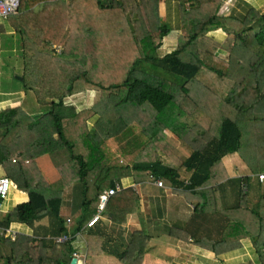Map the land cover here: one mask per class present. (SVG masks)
Segmentation results:
<instances>
[{
  "label": "trees",
  "instance_id": "obj_1",
  "mask_svg": "<svg viewBox=\"0 0 264 264\" xmlns=\"http://www.w3.org/2000/svg\"><path fill=\"white\" fill-rule=\"evenodd\" d=\"M64 1L21 0L19 13L24 15L5 19L14 25L27 20L41 3L45 5L42 12L49 10L50 15L36 28L37 40L30 45L31 34L22 25L19 28L27 48L19 56L23 66L16 79L27 93L34 92L38 107L34 112L22 106L0 110L3 174L28 194V200L8 211L0 226L13 222L32 226L47 218L50 237L39 239L33 247L34 239L26 235L17 234L15 240L0 236L11 251L0 258V264H13L24 246L36 253L31 251L21 264H69L74 253L71 245L54 240L68 233V218L61 214L66 190L72 188V207L83 213L80 229L99 209L104 192L128 177L135 183L161 179L196 191L204 202L205 194L209 201L220 199L223 188L232 183L237 192L232 210L243 204L244 213L229 216L225 211L230 218L221 240L212 241L213 250L232 251L241 239L251 238L259 263L264 264L263 205L244 203L250 189L263 184L259 174L264 172L255 184L253 174L232 178L218 165L240 149L244 113L264 107V13L249 17L245 10L256 12L247 4L238 17L221 15L225 0H180L178 45L159 55L171 31L160 16V0H97L98 13L90 10L87 1L80 12L79 7L76 12L70 10L75 0ZM66 9L70 13L61 20ZM111 11H116V17ZM219 29L227 33L225 41L209 37ZM55 45L62 46V53ZM220 51L228 52V62L219 56ZM244 69L247 72L238 75ZM92 90L99 93V99L88 108L79 109L67 100ZM205 108L210 114L202 118ZM201 124L209 127V141L196 148L193 143L204 131ZM44 159L57 172L50 180L40 168ZM139 200V194L126 187L108 198L102 213L125 221ZM101 217L88 227H95ZM48 243L54 249L63 248L62 254L43 252Z\"/></svg>",
  "mask_w": 264,
  "mask_h": 264
},
{
  "label": "crops",
  "instance_id": "obj_2",
  "mask_svg": "<svg viewBox=\"0 0 264 264\" xmlns=\"http://www.w3.org/2000/svg\"><path fill=\"white\" fill-rule=\"evenodd\" d=\"M245 1L247 3L242 4V2ZM249 3V0H225L220 8V14H232L238 17L240 13L244 11V6H247ZM43 4L44 3H41L36 6L40 8L44 6V9L45 5ZM89 5L92 7L93 13L99 12L97 5L91 6L90 3ZM225 5L231 6V10L227 14L224 13ZM250 5L252 4L250 3ZM84 6L83 2L78 12H80L81 9L84 10ZM35 7L33 9L34 14L29 13L27 20L21 19L19 20L20 22L15 25L11 23L9 24V29L0 22V27L2 28L0 35L3 32L4 34L12 33V35L14 34L17 36L19 35V28H21V25L28 30V34H31L30 29L36 31V28L42 26V20H44L45 24V21L48 19H41L42 11L39 10V12H36ZM241 8L243 11L240 10ZM251 8H253L256 13L255 15H252L254 14L253 11L249 13L250 8L245 10V14L248 12L247 15L249 17H259L264 13L262 11L264 7H254L253 5ZM159 11L162 20L170 26L171 30L173 29L175 32L181 33L180 0H160ZM28 12L30 11H27V13ZM16 15L23 16L24 13L22 12ZM0 20L4 21L5 19ZM35 37L36 32L32 33V36L27 39L29 45L37 40ZM209 37H212V32L209 34ZM14 40L15 44L17 43V48L18 46H20L22 50L27 48L22 38L20 39L19 37L17 41L16 39ZM1 50L0 44V53L3 60ZM15 51L16 49L13 50V52ZM16 95V93H12L11 97L2 95L4 97H2L1 101L3 100V102H6L8 100L10 103H8L7 106H3L4 108H0V110L21 106L22 97L20 96V98H18ZM203 133L204 131L198 133L199 139L193 143L196 148H202L209 141L208 132L202 136L201 134ZM40 168L43 171L44 167L42 163ZM48 169L51 171V176L48 177L53 178L57 176L56 169L52 164L51 166L50 164L47 165L46 170ZM260 172L261 171L253 173L251 171L250 174H246L243 172L239 173L238 171L232 173L227 171L229 177L232 178L253 174L252 176L255 179V184H257V175ZM0 175H4L1 163ZM259 181L264 182L260 179ZM132 182L134 183L132 178L128 177L122 179L120 184L123 186V189L131 186L139 194L140 200L137 208L132 213L128 214L125 221L113 220L108 214L103 215V213H101V220L92 228L87 226V222L98 210L89 216L90 218L85 220L86 222L80 229H77L83 213L81 211H75V208L72 207V188L66 190V203L62 208L61 214L65 218H71V221L67 222V234L70 235V241L69 243H59L71 245L74 252L72 258L76 257L74 254L77 253L78 258L83 259L84 264H245L249 261L260 264L259 254L251 238L241 239L240 246L228 252L221 251L220 253H215L210 245H207V240L210 242H212V240H221V231L226 225L229 217H227L225 213L227 209L229 210L230 206L227 203L231 200V197L235 199L237 203V192L234 190V185L232 183H228L227 186H225L226 190L223 188L220 199L217 198V200L215 199L216 201H209L208 198L210 196L205 194L206 201L203 203L201 200L203 197L199 195V193H196V191L177 188L167 183H164V186H158L152 180L135 184ZM15 188H17V185ZM256 189L258 188L255 187V190ZM255 190L253 191L254 194ZM19 193L24 195V197H22L18 203L28 200L27 192L19 190ZM236 203H232V207H236ZM11 209L5 208L6 213L2 214L1 218H5L7 212ZM23 225L25 228L22 227ZM9 227L17 231L18 235L22 234L34 239V241L30 243L33 247L38 244L39 239L50 237L49 220L47 218L35 222L32 226L13 222ZM4 244L5 243L0 242V258L9 256L11 252L9 248H5L6 244ZM221 247L223 246H220V248ZM31 251L33 250L24 246V252H17L18 260L14 258L13 264H21L25 259H28L31 255ZM43 252L51 256L57 254L61 255L63 248L60 249L59 247H55L54 249L51 247L50 243H48ZM33 253H36V250L33 251ZM28 262L29 261H27V263Z\"/></svg>",
  "mask_w": 264,
  "mask_h": 264
},
{
  "label": "rangeland",
  "instance_id": "obj_3",
  "mask_svg": "<svg viewBox=\"0 0 264 264\" xmlns=\"http://www.w3.org/2000/svg\"><path fill=\"white\" fill-rule=\"evenodd\" d=\"M65 1L64 2L67 3L69 0H65ZM84 1H87L88 3H90L91 6L92 5L95 6L97 0H75V4H72L73 7L71 9L70 8H68V9L72 10L73 12H76V8L80 7V5ZM249 2L252 4L250 6L254 5V7L255 6L256 7H264V0H249ZM102 3H105V1L102 0ZM246 3H247L246 1L242 2V4H246ZM43 7L44 6H41V8H40L39 6H36L35 11L36 12H39V10L42 11ZM224 7H225L224 13L227 14L228 12H230V10H231L230 5H227V6L225 5ZM90 10L92 11V7H90ZM240 10L243 11L242 8ZM262 11L264 12V9ZM48 13H49V10L43 11L42 15H41V19H49L50 15ZM69 13H70L69 10L66 9V14L64 12L61 15L60 19L63 20V18H65V16H68ZM109 13H110V11L101 13V15H107ZM111 13H113L114 16L116 15V11H111ZM113 21H114V19L111 22L112 24H113ZM0 22L3 23V25L7 29L10 28V26H9L10 23L8 21L0 20ZM41 22L43 25L44 20H42ZM109 28L110 27H108V25H107V30ZM30 31H31V36H32V33L36 32L35 30H32V29H30ZM108 31H111V30H108ZM226 35H227V33L221 29H219L218 31L212 32V37L219 40V42L225 41ZM19 37H20V35L15 36L14 34L12 35V33H7V34H4L3 32L1 33V43L0 44H1V49H2L1 52L3 54V60L0 62V101H1L2 97L6 96V95L11 97L12 93H16L17 94L16 96L18 98H20V96L22 97L21 106L24 109H26V111L34 112L37 110V107H38L37 103H36V98H35L34 92L30 91V92L26 93L25 88L22 84L23 82L21 80L16 79V78L21 77L20 75L22 73V67H21L22 61L20 62L19 56H22L23 50L20 48V46H18V48H17V43L15 44V40H14V39H16V41H17L19 39ZM36 37H38V36H36ZM106 39L107 40L103 41V46L110 41V37L106 38ZM179 39H180V33L175 32L172 29L170 31V33L165 36L163 45L158 49V54L164 55V54L172 51L173 49H175L176 46L178 45ZM59 46L60 45H58L57 47H59ZM15 49H16V51L13 52V50H15ZM61 49H63L62 46H61ZM30 53L31 52H28L29 56H30ZM219 56L222 57L225 60V62L229 61L228 52L220 51ZM243 71H239L238 75L241 74L243 76L244 73L247 72L246 69H244ZM66 75H68V73H66ZM2 95H4V96H2ZM98 99H99V93L96 92L95 90H92V91H87V92H80L74 96L69 97L67 100H68V102L75 104L79 109H84V108L90 107ZM202 100H204L206 103H208V99L206 97L202 98ZM236 100H237V98H236ZM8 103H10L8 100L6 102H3V100H2L0 102V108H4L3 106H7ZM198 114H200V113H198ZM209 114H210L209 110L207 108H205L203 111V114H200V115L202 118H206V117H208ZM244 114H245L244 118L240 121V123H241L240 125H241V127H243L242 128L243 137L241 140L240 149L237 152L232 153V155H228L227 157H225L223 159L222 163L218 164V165H221V169H226L230 173L236 172V171H238L239 173L243 172L246 174H250L251 171H256V172L261 171L262 172V171H264V120H262L263 119L262 116L264 115V107L260 105L256 109L250 110L249 113H247V114L244 113ZM199 126L204 128L203 129L204 133L201 134L202 136H204L209 131V127L207 124H205V125L201 124ZM168 135H169V137L174 139V136L170 132L168 133ZM188 152H189L188 150H185L184 154H188ZM41 163L43 164V167H44L43 173L47 177L51 176V171L49 169L46 170L48 164H50V166H51V162L48 159H44V160H42ZM257 177H258V175H257ZM49 178L50 177H48L46 179L50 180ZM254 181H255V179L253 177V182ZM133 184H135V182ZM259 195H261V198H259ZM22 197H24V195L19 193V189L12 188L4 209L5 208H7V209L13 208L18 202H20ZM201 200L204 203V200L203 199H201ZM253 202L255 203V206L261 207L263 205L260 212L262 211V215H264V182L261 185V187H258V189L255 190V194L253 192V189L252 190L250 189V193L248 195V201L247 200L244 201L245 205L249 206V207L254 206ZM232 203H236V202H235V199H233L231 197V200H229L227 203L230 205L229 210L228 209L226 210V213H228L229 216L231 214H233L234 212H237L238 215H241L242 213H244V211H243L244 205L243 204L241 205V208H239V210L233 211L232 210ZM263 222H264V220H263ZM22 227L25 228L24 225ZM207 241H208L207 245H210L211 249L213 250L212 242H210L209 240H207ZM212 241H214V240H212ZM5 248L10 249V246L8 243H6ZM215 253H216V251H215Z\"/></svg>",
  "mask_w": 264,
  "mask_h": 264
},
{
  "label": "built area",
  "instance_id": "obj_4",
  "mask_svg": "<svg viewBox=\"0 0 264 264\" xmlns=\"http://www.w3.org/2000/svg\"><path fill=\"white\" fill-rule=\"evenodd\" d=\"M59 1V0H56ZM20 4L21 0H0V19H6L10 17L11 15H15L19 13L20 10ZM0 43H1V35H0ZM58 45H55L56 50L61 53L62 49L61 46L57 47ZM2 60V55L0 53V61ZM260 180L264 179V173L259 174ZM153 182L158 185V186H164L163 180L161 179H153ZM16 184L11 181L8 177L5 175H0V220L1 215L6 213L4 207L6 205V202L9 198V194L12 188H15ZM123 189V186L120 183H117L115 187H112L108 190H106L102 196V200L98 209V212L94 214V216L91 218L90 221L87 222V226H92L94 225L97 220L100 219L101 213L105 207L106 201L108 198L117 192L121 191ZM242 189L244 191L247 190V186L245 183L242 184ZM68 222L71 221L70 218L67 219ZM17 231L13 230L12 227H4L0 226V235H4L5 237H10L12 240H15L17 237ZM70 239V235L68 234H63L60 236L54 237L55 242H67ZM76 257H78V254H74Z\"/></svg>",
  "mask_w": 264,
  "mask_h": 264
},
{
  "label": "water",
  "instance_id": "obj_5",
  "mask_svg": "<svg viewBox=\"0 0 264 264\" xmlns=\"http://www.w3.org/2000/svg\"><path fill=\"white\" fill-rule=\"evenodd\" d=\"M69 264H84V261L81 258L73 257Z\"/></svg>",
  "mask_w": 264,
  "mask_h": 264
}]
</instances>
